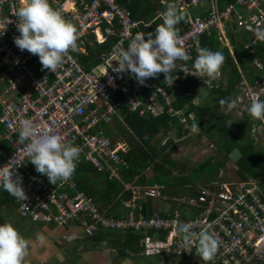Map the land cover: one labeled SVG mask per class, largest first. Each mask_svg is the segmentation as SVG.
<instances>
[{
    "label": "built area",
    "instance_id": "built-area-1",
    "mask_svg": "<svg viewBox=\"0 0 264 264\" xmlns=\"http://www.w3.org/2000/svg\"><path fill=\"white\" fill-rule=\"evenodd\" d=\"M219 2L155 0L161 23L169 6L179 10L183 19L175 29L180 37L178 46L191 57L189 61L179 62L173 75L176 82L171 87L163 83V77L140 84L127 72H115L118 67L115 50L126 49L137 33H148L156 17L150 22L136 21L118 0H49L50 6L77 30L76 49H69L61 66L51 72L42 69L36 55L14 45V37L19 35L15 11L24 0H0V33L3 32L0 35V141H7L10 147L9 152L0 156V171L12 166L11 170L22 177L27 199L23 202L15 199L22 219L61 229L78 226L79 233L64 236L68 241L106 231H133L142 235L140 246L147 256L198 255L196 244L183 242L178 234V228L183 226L195 232L208 231L217 237L218 249L208 264H264V190L258 181L214 178L195 190L189 188L169 195L163 184L140 186L134 183L137 179L134 177L123 184V192H130L129 198L121 199V193L117 196L122 213L107 214V209H102L93 195L78 189L74 173L66 180L49 183L30 164L28 141L24 144L19 141L20 121L31 119L37 134L51 131L60 135L62 142L79 147L76 163H87L98 173H107L109 180H122L128 161L121 153L127 154L130 145L124 140H113L106 133L108 126L116 125L115 118L124 124L122 111L141 117H158L166 108L172 113L173 88L191 94L181 75L193 71L191 62L202 48L203 37L212 29L219 31L221 42L222 36L227 42V23H235L251 37L243 44L249 53H255L261 42L255 31L264 28V0H235L223 7ZM191 9H198L199 13L192 16ZM238 9L246 11L248 16L233 18ZM86 41L89 45L111 42L91 70H86L74 55L75 52L86 54ZM186 76L212 90L218 87L222 73L210 83ZM263 78L255 79L248 88L264 90ZM243 101V96L237 99L238 103ZM149 199H160L174 206L166 213L155 210L144 213Z\"/></svg>",
    "mask_w": 264,
    "mask_h": 264
},
{
    "label": "trees",
    "instance_id": "trees-1",
    "mask_svg": "<svg viewBox=\"0 0 264 264\" xmlns=\"http://www.w3.org/2000/svg\"><path fill=\"white\" fill-rule=\"evenodd\" d=\"M234 1L220 0L219 3L222 7ZM118 2L130 11L132 18L136 21L150 22L156 17L153 27L149 28V32H152L157 26L162 27L161 19L157 16L160 9L157 7L155 0H118ZM225 34L232 47L235 61L229 48L219 40L217 29H212L211 33L202 39V47L211 51H220L225 56V61L220 68L222 77L217 81L219 85L212 90L206 88L207 97H205V100L207 102L204 106L192 104L193 93L189 94L182 89L173 88L172 113H168L166 108L158 117H141L127 111L122 114L128 131L132 132L128 139L130 151L127 154L121 153V156L128 161V168L122 171V180H109L107 173H98L87 163H76L73 173L77 180L78 189L93 195L102 209L107 208V214L122 213L119 208L120 200H117L116 197L121 193V199L129 198L130 192H123V184L133 181L135 176H137V181L134 182L136 185L164 183L171 187L175 178H171L172 171L168 169L169 166H166L169 162L163 155L167 146L155 149L152 141L157 135L168 136L173 128L177 129L178 136L185 135L189 132V126L193 123H198L201 129L197 133L198 137H202L204 134L211 140L214 135L217 136L216 151L212 156L193 168L184 181H199L201 178L205 181L214 179L211 177L216 175L220 169L226 167L230 159V153L238 150L240 155L235 162L237 169L229 174L227 173L225 179L228 181H242L249 178H261L264 182V149L258 148L254 144V140L249 133L252 124L256 120L244 111V119H233L232 121L230 114L223 111L227 104L221 105L219 103L221 99L238 98L241 91L237 89V86L240 85L243 79L252 84L257 77L264 76V41L256 46L255 53H249L243 48V43L249 42L251 39L248 33L243 32L240 36L235 23L229 22L225 28ZM110 45L111 42L109 41L102 45L94 43L89 45L86 41L84 43L86 54L75 52L74 55L78 57L82 66L89 70L92 63L94 67L96 66L97 56L107 51ZM255 56L258 58L260 66L254 63ZM181 77L185 79L187 76L181 75ZM224 81L226 83L225 89L222 86L225 84ZM260 99L264 100V96ZM175 112H183L182 119L186 122L185 127L182 123H179L180 120L176 116L178 113ZM230 120L233 123L228 126ZM209 125L210 127H208ZM112 126L113 124L108 126L106 130L107 135L110 137L114 134L110 129ZM209 130H214V133ZM212 134L214 135L212 136ZM159 140L157 139V142ZM9 149L7 141H0V152L7 153ZM174 164L172 167H174ZM149 167L154 171V176L146 180L144 170ZM178 180L182 181L181 179ZM262 185L264 190V183ZM8 199L11 203H15V199L1 187L0 203H5ZM150 205L151 201L148 200L144 205V213L153 212ZM141 237L142 235L133 231L125 233L106 231L94 235L91 239L111 242L115 248H119L120 254H125L126 252L138 253L141 251L142 248L139 245Z\"/></svg>",
    "mask_w": 264,
    "mask_h": 264
},
{
    "label": "clouds",
    "instance_id": "clouds-1",
    "mask_svg": "<svg viewBox=\"0 0 264 264\" xmlns=\"http://www.w3.org/2000/svg\"><path fill=\"white\" fill-rule=\"evenodd\" d=\"M15 16L18 18L16 29L19 35L14 37V45L21 51L27 50L36 55L42 69L55 72L63 63L68 50L76 49L75 26L58 10L52 8L49 0H24L16 9ZM182 19L179 10L169 6L162 15V27L157 26L148 33H137L126 49L115 50L118 65L115 72H127L140 84L163 77V83L172 87L176 82V76L173 79V75L179 62L191 59L190 55L178 46L180 37L175 29ZM0 35H3V32ZM255 35L258 40L264 41V28L256 29ZM224 61L222 52L202 47L193 61V71L186 75L210 83L220 75ZM204 78H208L207 81ZM200 91L201 89L191 102H201ZM237 99H221L219 103L227 104L228 109H233L237 106ZM244 107L254 120H264V100L257 98ZM232 123L230 121L228 126ZM191 129L194 133L201 130L198 123H193ZM19 141L21 144L28 141L26 150L31 156L30 162L37 173L47 177L49 183L54 184L57 179L66 180L75 171L80 154L79 147L62 142L60 135L51 131L37 134L31 119L20 121ZM231 155L239 158L240 153L235 150ZM11 167L0 171V187L14 199L23 202L27 196L22 187V177L12 171ZM178 234L183 242L196 244V251L203 261L213 260L218 249V239L214 234L208 231H191L183 226L178 228ZM36 239L43 242L45 236L37 234ZM28 252V239L21 236L12 224H0V264H25Z\"/></svg>",
    "mask_w": 264,
    "mask_h": 264
},
{
    "label": "rangeland",
    "instance_id": "rangeland-1",
    "mask_svg": "<svg viewBox=\"0 0 264 264\" xmlns=\"http://www.w3.org/2000/svg\"><path fill=\"white\" fill-rule=\"evenodd\" d=\"M193 10L194 9H191V11H190L191 14L193 13ZM247 16H248V13L244 10L239 11V9H238L235 12V18H237L238 20L240 18H244ZM239 33L241 36V34L243 33L242 28L239 29ZM222 40L224 41L223 36H222ZM224 43H225V45H227L226 41H224ZM258 61L259 60L256 56L254 58V63H256L257 66H260L261 64L258 63ZM263 77L264 76L257 77V78H263ZM223 80H225V78H223ZM242 81L246 82L245 79H243ZM254 81H253V83H254ZM224 83H225V81H224ZM242 85L240 84L237 86V89H239L241 91V95L238 96L239 97L238 99H240V97L243 96L244 101L239 102V103L237 102V106L233 109H228V107H225L223 109V111L225 113L230 114V117H232V121H233V119H235V120L244 119V115H243V113L245 111L244 106L250 104L253 100H256L258 97L263 98V96H260V95H262L264 90H260V88H256L255 90H253L252 87H250V89H249L248 85L247 86L244 84H242ZM262 85H264V84L262 83ZM222 86L225 89L226 83L223 84ZM193 88H194L196 94H198V91L201 89V91L199 92V95L201 97V102L199 104L192 102V104L197 105V106L198 105L204 106L207 102V100H205V97H207V96H205L204 93L207 90L205 88H201L197 85H194ZM242 91H243V93H247V96H245V94H243ZM255 92H257V94ZM196 94L194 97H196ZM263 95H264V93H263ZM121 117L123 119L124 124H121V119H120V121H118V119L115 118L116 125H113L110 128L114 132L112 138H113V140H124V141L128 142V139L131 136L132 132L130 130L128 131L127 125L125 124L124 116L121 115ZM183 125H184V127L186 126L185 124H183ZM208 127H210V125ZM189 128H190V129H188L189 132L187 134L181 135V136H178L177 135V129L173 128L169 132L168 136L157 135L152 141V143H153L152 145L156 149L167 146V148L163 152V155L166 157V160H168V162H169V164H167L166 166H169L168 169H170L172 171L171 178H175V181L171 185V187H168L164 183H155V184H163L165 187H167L169 195L186 192L189 188H191L192 190H195V189H197L198 186L207 182V181L203 180L202 178L199 179V181H192V180L184 181V179L187 178V176L189 175V173L191 172V170L193 168L197 167L198 164H200L206 158L212 156L213 153H215L217 136L212 134V136L214 135V137L211 140L208 139L207 136L204 134L202 137H198L197 136L198 132L194 133L191 129V126H189ZM209 131H211V133H214V130H209ZM249 133H250V137L254 140V144L257 145L258 148L264 149V120H256L252 124V127H251ZM157 139H160V140L157 142ZM168 141H169V143H168ZM231 154L232 153H230V155H229L230 159L227 162L226 167L223 169H220L219 172L216 175L212 176L211 178L224 179L225 180V175L227 173L229 174L230 172H233L237 169V167L235 165L237 158L233 157ZM173 164H174V167H172ZM144 176L146 179H150L153 176L151 168H149L148 170L145 171ZM178 179H181L182 181H179ZM252 179L261 183V186L263 187L262 184L264 182L261 178H252ZM117 198L118 197H116V199ZM155 201L163 202V203L156 202V204L161 206V207H163V205L165 203L164 206L166 208L165 207L161 208V210L164 213H166V211L170 210L173 207V205L170 202H164V201H161L160 199L155 200ZM103 204H105V203H103ZM157 205H155L153 208L155 209V211H160L157 208ZM120 207H121V200H120L119 208ZM0 219H2V217H0ZM19 219L20 220L17 219V221L13 224V227L18 231V233L21 236H23L26 239H30V240L35 241L34 243H37V241H39L36 239L37 234H43L45 236V240L43 241V242H45L44 244H46L45 248L46 249L57 248V252L59 253V255H62V257H68V260H70L71 262H73L75 259L78 258V256L83 252L85 247L88 249V248L94 246V245L91 246V244H89L91 237H84L83 239H72L70 241H68L64 238V236L66 234H72L76 231L73 232V231L62 230L63 233L59 234L60 231L53 232V230L55 229V226H53L52 224H49V223H37V224L33 223L32 224V222H28L24 219H21L20 217H19ZM58 242H60V243H58ZM72 242L75 243V250L74 249L70 250V247H69L70 245H68V244H71ZM106 243H109V245H111V242H104L105 245H107ZM92 244H94V242ZM97 246L104 247V248L107 247L104 245H97ZM66 247H68L69 249H66ZM108 247H110V246H108ZM31 250H32V248L30 247L28 253H32ZM45 264H47V263L45 262Z\"/></svg>",
    "mask_w": 264,
    "mask_h": 264
},
{
    "label": "crops",
    "instance_id": "crops-1",
    "mask_svg": "<svg viewBox=\"0 0 264 264\" xmlns=\"http://www.w3.org/2000/svg\"><path fill=\"white\" fill-rule=\"evenodd\" d=\"M197 13H199L198 9H194L193 13L192 14L190 13V14L193 16V15H196ZM233 18H235V13L233 14ZM235 19H237V18H235ZM243 32H245V31H243ZM218 35H219V31H218ZM225 38H226L227 44H228L227 47L229 48V50L232 54V57L234 58V61H235V56L232 53V51H233L232 47L229 46L230 44H229V41H228L226 34H225ZM245 43H247V42H245ZM222 44L225 45L223 40H222ZM99 56H97V62L95 63V65L98 64L100 61ZM191 63H193V62H191ZM93 68H94V66L92 63L90 65L89 70H91ZM181 81H183L187 85V87L190 88L191 93H193V98L196 94V92L193 88L194 85H197L201 88H205V87L197 84L195 81H193L189 77H186L185 79L182 78ZM261 83L264 84V78L261 80ZM240 84L241 85L244 84L246 86L252 85V84L248 83L247 81L246 82L242 81ZM242 93H243V91H242ZM172 96H173V94H172ZM196 96H197V94H196ZM173 100H174V96L172 97V101ZM180 114L176 115L177 118L180 120L179 123L185 124V122L181 120L183 118V112H180ZM5 153L6 152L1 151L0 156H2ZM30 164L34 167V165L31 162H30ZM149 168H151V167H149ZM149 168H147L146 170H148ZM146 170H144V173ZM151 171H152V174L154 176V171L152 170V168H151ZM135 177H137V176H135ZM146 180H149V179H146ZM136 181H137V179H136ZM147 185H149V184H146V185L141 184L140 186H147ZM149 200L151 201V205H150L151 209L155 210L153 207L155 205H157L156 202H160V201H155L153 199H149ZM160 203H163V202H160ZM164 205H165V203H164ZM164 205H163V207L157 205V208L160 210V212H163L161 210V208H164L165 207ZM105 209H107V208H105ZM120 209H121V207H120ZM0 217H2V219H0V224L10 223L13 225L17 221V219L20 220L19 219L20 216L18 214L16 204L14 202L11 203L9 199L5 203H2V204L0 203ZM26 221H28V220H26ZM28 222H30V221H28ZM62 230H65V231L70 230L73 232L76 231V233L80 232L78 226H75V225L67 226L66 229L65 228L61 229V228L55 227L53 232L60 231L59 234H62L63 233ZM28 241H29V248L30 247L32 248V250H31L32 253H28V256L25 258V264H45V262L47 264H208L207 262L203 261L200 258V256L197 254L174 255V254L165 253V254H161V255L147 256L143 253L142 249L138 253L126 252L125 254H120L119 248H115L112 243H111V245H109V243H106L107 245H105L104 242H106V241H102V240L96 241L94 239H91L89 242V244H91V246H93V245L94 246L90 247L88 249L85 247L83 252L80 255L78 254L79 255L78 258L76 257L77 259H75L73 262H71L70 260H68V257H62V255H59V253L57 252V248L46 249L45 248L46 244H44L45 242L37 241V243H34L35 241L30 240V239H28ZM91 242L92 243L94 242V244H92ZM58 243H60V242H58ZM68 245H70L69 246L70 250H72V249L75 250V243L74 242H72L71 244H68ZM97 245H104V246H107V247L110 246V247L104 248V247H99ZM139 245H140V241H139ZM66 249H69V248L66 247Z\"/></svg>",
    "mask_w": 264,
    "mask_h": 264
},
{
    "label": "water",
    "instance_id": "water-1",
    "mask_svg": "<svg viewBox=\"0 0 264 264\" xmlns=\"http://www.w3.org/2000/svg\"><path fill=\"white\" fill-rule=\"evenodd\" d=\"M123 112V111H122Z\"/></svg>",
    "mask_w": 264,
    "mask_h": 264
}]
</instances>
